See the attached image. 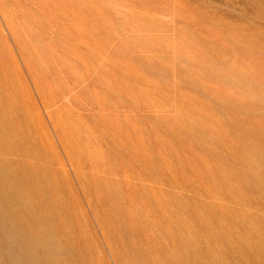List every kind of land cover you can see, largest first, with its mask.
Listing matches in <instances>:
<instances>
[{
  "label": "rangeland",
  "instance_id": "rangeland-1",
  "mask_svg": "<svg viewBox=\"0 0 264 264\" xmlns=\"http://www.w3.org/2000/svg\"><path fill=\"white\" fill-rule=\"evenodd\" d=\"M0 264H264V0H0Z\"/></svg>",
  "mask_w": 264,
  "mask_h": 264
}]
</instances>
